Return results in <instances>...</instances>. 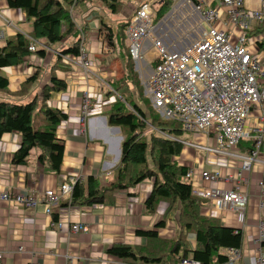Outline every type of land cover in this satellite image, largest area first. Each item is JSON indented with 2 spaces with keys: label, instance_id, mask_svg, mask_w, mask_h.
Listing matches in <instances>:
<instances>
[{
  "label": "crops",
  "instance_id": "0c3cea01",
  "mask_svg": "<svg viewBox=\"0 0 264 264\" xmlns=\"http://www.w3.org/2000/svg\"><path fill=\"white\" fill-rule=\"evenodd\" d=\"M141 1H138L135 9ZM180 2L182 1L176 4ZM102 7V5L99 7L93 5L91 2L84 3L72 8L71 10L75 11L70 15L74 28L78 29L86 24L87 31L84 35L82 34V45L89 59L95 61L97 68L94 67V70L97 72V77L105 82L110 77L120 78L123 71L118 72L113 66V61L118 69L119 64L122 65L119 50L117 48L113 50L106 44L107 48L102 42L101 37L105 30L100 31L101 23L105 28L110 29L112 34L114 33L109 24L101 22L98 11L102 12ZM183 7L181 3L175 11L184 12ZM132 12L125 22L130 19ZM30 31L31 21L25 20L21 11L8 8L5 0H0V32L3 33L0 47H3L6 40L15 33L28 35ZM153 38L156 36L153 35ZM114 40L117 41L116 38ZM72 42L71 38H65L62 42L47 47L43 58H39L34 52L26 58L22 65L1 69V74L7 80V88L6 92L0 93V100H8L16 104H20V101L21 104H25L34 96L39 97L41 88L49 84L50 76L63 81L65 89L51 92L48 105L61 111L66 118L55 130L56 138L63 143V158L56 174L42 168L36 162L37 150H31L24 165H13L11 158L18 149L19 136L10 133L0 138V192L30 193L31 191L40 192L47 188L55 190L60 183L70 178L84 180L89 176L97 179L101 185H108L113 181V172L119 163L121 143L124 138L119 128L108 124L107 115L100 107L101 103L106 105L113 100L102 98L103 102H98L100 95L102 96V93H106L107 90L98 89L102 83L97 78L85 81L76 69L64 65L61 60H58L57 64L59 51L70 46ZM151 48L152 42L147 40L143 48L144 57L146 54H149L150 58L154 55ZM111 59L112 64H110ZM133 65L139 85H144L152 74L154 61L147 64L143 58L139 64L133 62ZM35 73L38 75L31 85L32 89L20 92L19 85ZM83 90L89 92L93 102L92 110L96 109L97 114L90 116V113L82 124L79 119V106ZM194 152L184 147L181 156L175 160L189 170L197 167L212 170L217 167L206 157L203 159ZM188 153L192 154L193 159L188 157ZM259 172L260 168L256 167L251 175L250 186L247 189L248 199L254 197L258 200L256 181ZM152 183V179L144 180L129 191L133 193L132 195L129 193L115 194L113 201L99 206H71L66 201L60 200L51 208L50 215H45L41 207L28 210L10 202H0V264H28L30 262L38 264H146L141 260L133 263L122 261L107 254V250L114 244H128L134 253L147 256L149 251L144 247L147 241L143 237L136 236V231L153 230L161 239H173L160 237L158 231L161 228L155 227L156 223L162 220L168 207L167 203L164 212H162L163 208L159 207L163 201L157 205L156 211L159 210L157 213L155 211V214H148L145 210L143 203L151 192ZM212 185L213 183H205L206 187ZM229 187L225 185V188ZM200 213L207 216L202 208ZM225 215L227 220L224 222L211 217L220 226L240 231L244 239L242 247L234 250V254L230 253L231 249L221 250V255L227 257L225 264H259L260 251L264 249L257 243L258 225L260 221L264 222V208L260 211L257 208L255 219L245 217L244 227L237 226L230 220L231 213ZM177 223L178 211L176 210L168 214L163 227L172 229L174 238L177 235ZM71 224L84 225L86 231L70 233L68 228ZM164 236L168 237L170 233H165ZM185 241L187 248L194 251L196 246L194 231L187 233Z\"/></svg>",
  "mask_w": 264,
  "mask_h": 264
},
{
  "label": "built area",
  "instance_id": "2783aa9c",
  "mask_svg": "<svg viewBox=\"0 0 264 264\" xmlns=\"http://www.w3.org/2000/svg\"><path fill=\"white\" fill-rule=\"evenodd\" d=\"M182 1L207 26L203 29L200 25L202 33L196 41L176 51L159 38H153V10L150 4L142 2L124 29L128 53L132 61L139 64L144 58L145 42H152L157 63L144 83L151 107L161 120L176 121L184 132L201 134L207 141L211 138L215 141L212 148L182 141L186 149L205 152L206 159L217 166L212 170L197 167L187 171L185 179L191 183V193L199 199L205 214L224 222L225 214L231 213L230 220L244 227L253 166L260 167L256 181L258 211L264 208V0H197V4ZM256 36L260 40L249 44L248 39ZM82 43L80 37L77 57L57 54L61 62L76 69L85 81L100 80L102 85L98 89H110L97 77L95 61L89 59ZM37 47L47 49L32 42L27 50L34 52ZM258 105L262 115L255 118L253 112ZM92 108L90 94L83 90L79 106L82 124ZM249 140L253 142L252 148L241 152L239 145ZM75 181L70 178L55 190L2 191L0 202L28 210L41 207L45 215H50L51 208L60 200L69 202ZM205 183H213L215 187H206ZM225 185L230 187L225 188ZM68 229L70 233L86 231V227L79 224H71ZM258 229L257 243L264 249L263 221L259 222ZM229 251L234 254V250ZM258 262L264 264V250L260 251ZM181 264L200 263L188 259Z\"/></svg>",
  "mask_w": 264,
  "mask_h": 264
},
{
  "label": "trees",
  "instance_id": "16d2710c",
  "mask_svg": "<svg viewBox=\"0 0 264 264\" xmlns=\"http://www.w3.org/2000/svg\"><path fill=\"white\" fill-rule=\"evenodd\" d=\"M93 1H100L112 13L119 11L125 2V0H5L8 8L21 11L24 19L31 21V31L28 35L15 33L6 40L3 47H0V93L6 92L7 88V80L1 74V69L22 64L34 52L39 58L44 57L43 47L28 52L27 49L32 42L41 43L47 48L62 42L65 38H71L73 42L70 46L60 50L58 54L77 57L80 37L86 33L87 26L84 24L81 28H74L70 11L77 5ZM190 1L197 4V0ZM172 5L173 0H161L153 24L163 18ZM128 21L122 23L119 30L113 34L110 29L103 26L102 20L100 22V31L107 32L108 46L113 50L116 48L120 50L119 55L123 64V74L120 78L110 77L105 80L111 89L107 90L105 100L110 96H114V100L106 105L100 104L102 112L107 115L108 124L119 128L124 138L119 163L113 172V181L108 185H101L92 176L76 180L68 204L80 207L104 205L113 201V196L118 192H128L144 180L152 179L151 192L143 203L145 210L148 214H154L160 202L167 203L168 207L162 220L155 225L157 229L163 228L168 214L177 210V235L172 240H164L153 230L136 231V236L147 241L144 246L149 251L147 256L134 253L128 244H114L107 250V254L129 263L141 260L146 264H181L183 260L188 259L200 264L225 263L227 257L221 255V250H239L243 245V234L232 228L220 226L212 217L201 215L199 200L192 195L191 183L185 179L189 169L179 165L175 160L181 156L184 148L182 136L185 132L181 124L172 120H161L150 107L151 104L148 112L140 105L144 97L124 34ZM58 60L59 57L56 59L57 64ZM156 63L157 61H154V65ZM37 75L35 73L25 80L20 92L31 87ZM64 89L63 81L50 76L49 84L41 88L39 97L34 96L25 104L0 102V138L10 133L19 136L18 149L11 158L13 165H24L31 150H37L36 162L42 168L58 173L63 158V143L56 138L55 130L59 123L65 120L66 115L50 107L48 99L51 92ZM146 102L150 103L147 100ZM252 146L253 142L249 140L241 142L239 148L244 152ZM191 231H194L196 236L194 251L187 248L185 241L187 233Z\"/></svg>",
  "mask_w": 264,
  "mask_h": 264
},
{
  "label": "rangeland",
  "instance_id": "374dc122",
  "mask_svg": "<svg viewBox=\"0 0 264 264\" xmlns=\"http://www.w3.org/2000/svg\"><path fill=\"white\" fill-rule=\"evenodd\" d=\"M138 1L139 0H127V1H125L124 5L116 13H112L106 7V5H103L100 1L99 2L98 1L91 2V3H93V5H96L98 7H99V5L103 6L102 12L98 11V14L101 16L100 19L103 22L109 24L110 27L112 28L113 32L116 33L117 30H119V26L122 23H124L125 20L127 19V16L137 7ZM160 1L161 0H142L140 3L146 2V3L150 4L152 7L153 16H154L155 12L158 10V8L160 6ZM178 1H182V0H173V5L171 6L169 12H167L163 16V18H161L156 24H154L153 35L156 36V38H159L162 41V43L165 46H167L168 48H170L171 50L182 51L184 48H186L188 45H190L192 42L196 41L200 37V35L202 33L201 27L203 29H206L207 26L204 23L200 22L199 16L197 14H194L191 11L189 5H185V3L183 1L180 2L178 5H181V3H182L184 5L183 8L185 9V11L184 12H178L177 10L175 11L176 7L178 6L176 4ZM175 5H177V6H175ZM73 11H75V10L70 11L71 14L73 13ZM200 25H201V27H200ZM106 36H107V32L104 31V33H102L101 38H102V42H104L105 46L107 47ZM259 40H260V37H258V36L251 37L248 39V43L254 44V43L258 42ZM112 59L110 60V64H112ZM154 59H155L154 55L150 58V55L146 54L144 57V60L146 61L147 64H149V62L151 63L152 61H154ZM20 65H22V64H20ZM113 66H114V69L117 70L118 72H120L121 70L123 71V64L122 65L119 64V69H118V66L113 61ZM21 85H19V87H18L19 89H21ZM26 89H32V88L29 87ZM104 89H106V88H104ZM140 89H141L142 95L144 97L143 101L140 103V105L142 106L144 111L148 112L150 103L148 104L146 102V100L149 101V99L146 96V91H145L144 85H141ZM106 95H107L106 93H102V96L100 95V99L98 100V102L102 101V98H106ZM2 97L6 98L5 96H2ZM12 100H14V99H12ZM108 100L109 101L114 100V96H110L108 98ZM0 102H9V101L8 100H0ZM21 103L22 102L20 101V104ZM95 108H97V107H95ZM95 110L96 109H93L91 111L90 116H95L97 114V111H95ZM261 115H262V112L260 110V106L258 105V108L256 110H254V112H253V116L255 118H257V117H260ZM182 141L187 142V143L199 144L202 146L207 145L210 148L215 147V141L212 138L207 141L206 137L204 135H201V134H192V133L185 132L182 136ZM194 153H195V155H198L199 157H201L203 159H205V157H206L205 152H203L201 150H195ZM188 157L190 159H193V156L191 153H188ZM183 158H185V156H183ZM256 167L260 168L259 166H253V171H255ZM221 173L223 176V168H221ZM212 187H215V186L213 185ZM219 189H222V187L220 185H219ZM128 192H118L117 194L128 193ZM258 203H259V200L254 199V197H249L248 205H247L246 219H249L251 217L254 219L257 218ZM159 207H162L163 208L162 212H164L165 207H166V203H164V202L160 203ZM157 211H159V210H157ZM157 211H156V213H157ZM207 217H211V215H207ZM246 231H247V229H246ZM158 232H159V236L162 238H167V239L174 238L173 237L174 236L173 230L168 228V227L161 228ZM165 233H170V236H168V237L164 236Z\"/></svg>",
  "mask_w": 264,
  "mask_h": 264
}]
</instances>
